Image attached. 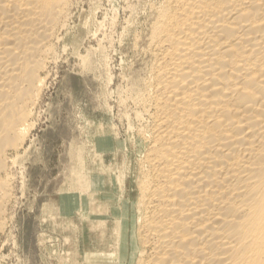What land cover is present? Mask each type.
<instances>
[{"label": "bare ground", "instance_id": "1", "mask_svg": "<svg viewBox=\"0 0 264 264\" xmlns=\"http://www.w3.org/2000/svg\"><path fill=\"white\" fill-rule=\"evenodd\" d=\"M71 2L0 0V264L14 169ZM145 51L127 87L138 121L133 264H264V0H161ZM77 161L87 188H102L119 254L131 224L123 173Z\"/></svg>", "mask_w": 264, "mask_h": 264}, {"label": "rangeland", "instance_id": "2", "mask_svg": "<svg viewBox=\"0 0 264 264\" xmlns=\"http://www.w3.org/2000/svg\"><path fill=\"white\" fill-rule=\"evenodd\" d=\"M71 1L33 129L14 169L1 264L134 262L128 249L134 227L129 195L137 177L138 121L127 87L149 61L147 36L161 0ZM79 157L86 169L100 168L111 179L123 173L120 206L131 224L119 254L107 243L115 223L98 196L102 188H87L86 179L74 173Z\"/></svg>", "mask_w": 264, "mask_h": 264}]
</instances>
